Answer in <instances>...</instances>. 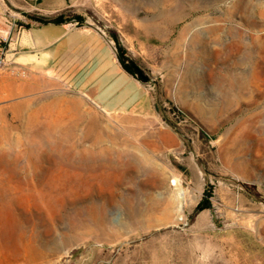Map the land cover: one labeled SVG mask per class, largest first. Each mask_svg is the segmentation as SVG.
<instances>
[{"label": "rangeland", "instance_id": "374dc122", "mask_svg": "<svg viewBox=\"0 0 264 264\" xmlns=\"http://www.w3.org/2000/svg\"><path fill=\"white\" fill-rule=\"evenodd\" d=\"M69 14L116 57L118 38L152 108L106 113L49 74L0 70V264H264V0ZM100 129L133 142L131 169L58 161L70 143L95 150L83 135Z\"/></svg>", "mask_w": 264, "mask_h": 264}, {"label": "crops", "instance_id": "0c3cea01", "mask_svg": "<svg viewBox=\"0 0 264 264\" xmlns=\"http://www.w3.org/2000/svg\"><path fill=\"white\" fill-rule=\"evenodd\" d=\"M80 2L0 0V50L14 65L53 76L103 112H150L147 91L122 69L101 35L71 23L43 26L28 18L52 17Z\"/></svg>", "mask_w": 264, "mask_h": 264}, {"label": "bare ground", "instance_id": "6f19581e", "mask_svg": "<svg viewBox=\"0 0 264 264\" xmlns=\"http://www.w3.org/2000/svg\"><path fill=\"white\" fill-rule=\"evenodd\" d=\"M94 131L93 134L90 132V130L86 131L83 135V139L85 138L91 140L92 144L95 145L94 148L95 150H92L91 152L80 151L75 148L76 145L74 143L72 144L70 143V146L69 145L67 146V148L69 149L67 151H64L59 156L58 161L61 163H65V165L69 167L84 168L86 171L87 170L95 171L98 169L119 171L121 170V168L131 169L133 167V164H131L126 159V156H128L129 154L130 155L133 154L129 150L130 148L129 146L133 144V142L129 138L123 137L120 133L108 134L107 131L103 129L94 130ZM106 139L111 140L113 145H120L121 148L118 151H116L114 148H112V146L104 147L103 143ZM59 145L62 146L61 143H59ZM134 149L136 151H140V147L138 146H136ZM144 156L145 154H141V157ZM138 157L137 159L141 158ZM136 161L137 162L135 166L140 165L139 164L140 160H136ZM73 235L74 234H72V236Z\"/></svg>", "mask_w": 264, "mask_h": 264}, {"label": "trees", "instance_id": "16d2710c", "mask_svg": "<svg viewBox=\"0 0 264 264\" xmlns=\"http://www.w3.org/2000/svg\"><path fill=\"white\" fill-rule=\"evenodd\" d=\"M71 9H68L64 11L63 13H59L58 15L52 16V17H43L39 15H29L28 18L29 20L39 23L43 26L46 25H64V24H69L72 23L73 21H81L82 18L79 15H70L69 12ZM118 38L115 37V46H116V51H117V61L122 67V69L130 74L132 78L137 80L140 83H147L150 81L149 75L145 73L144 70H142L135 62H133L131 59L128 58L126 50L120 45L119 41L117 40ZM155 109L157 111L160 110L158 106H155ZM204 203L209 204L208 201L206 200ZM203 206V207H202ZM199 208H207L206 205H202Z\"/></svg>", "mask_w": 264, "mask_h": 264}, {"label": "built area", "instance_id": "2783aa9c", "mask_svg": "<svg viewBox=\"0 0 264 264\" xmlns=\"http://www.w3.org/2000/svg\"><path fill=\"white\" fill-rule=\"evenodd\" d=\"M12 64L13 63L6 58V52L4 50H0V70L8 68Z\"/></svg>", "mask_w": 264, "mask_h": 264}]
</instances>
